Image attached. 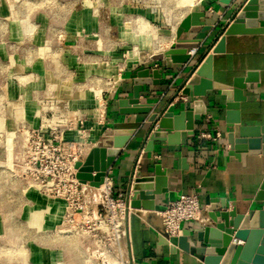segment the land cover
I'll return each mask as SVG.
<instances>
[{"label": "crops", "instance_id": "0c3cea01", "mask_svg": "<svg viewBox=\"0 0 264 264\" xmlns=\"http://www.w3.org/2000/svg\"><path fill=\"white\" fill-rule=\"evenodd\" d=\"M241 1L201 0L197 3L192 11L203 13L200 21L212 26V29L184 35L203 40L194 60L186 66L174 64L171 69H166L164 62L150 61V55L166 51L175 41L176 34L172 32L163 46L152 49L146 56L126 65L120 82L106 95L107 106L103 122L86 120V126L92 127L88 140L94 143L104 135H111L115 129H134L133 135L111 168L115 194L122 193L127 200V185L131 174H151L154 165L159 163L167 171L169 190L176 191L179 195L196 193L201 204L207 209V198L211 201H226L230 207L237 206L239 212L264 207V202L254 201L264 178V155L248 156L245 165L240 161L228 159L229 128L224 120L226 96L221 91L208 89L205 96L197 97L205 102L206 112L202 119L196 122L195 134L188 136L185 145L155 141L152 151L146 150L149 128L147 116L122 114L118 103L120 99L132 94V71L140 65H153L161 69L163 76L158 85H144L141 102H152L158 109L167 108L175 113L193 108L191 97L183 95L181 91L177 93V90L191 74L192 65L203 60L220 35L221 29L231 19L234 13L232 6ZM10 2L6 0L5 3L7 5ZM192 11L189 9L179 21ZM0 16L18 22L15 26L10 25L7 32L5 30L0 33L10 36L7 46H1L2 52L5 53L4 65L7 69L1 84L4 85L5 94L9 99H17L22 104L23 120L37 127L42 119L46 118V113L38 102L39 97L44 94L51 95L56 101L63 97L68 98L72 109H80L90 116L93 94L85 89V79L74 76V71L88 75L103 74L106 70L101 63L105 51L108 50L104 40V24L100 22L105 19L103 12L84 8L73 11L71 8L63 15H52L40 10L32 12L26 8L14 12L7 6L5 11H0ZM109 18L116 20L119 16L114 12ZM52 19L65 20L64 42L60 45L49 40L55 30ZM117 34L120 36L119 27ZM249 69H264V36H227L226 52L214 54V79L229 83L233 77L243 75ZM245 93L248 99L242 102L241 106L243 120L246 123H264V83L249 84ZM55 124L62 129L64 127L67 139H77L76 131L72 127H66V121H57ZM155 129H158L157 125ZM207 131L213 134L218 131L220 137L216 141L199 137L201 132ZM156 202L165 205L168 202L166 193L157 195ZM155 216L156 211L133 209L126 219L131 252L137 263L204 264L177 247L173 250L170 244H161V224L153 222ZM208 224L209 219L204 223L185 221L182 223V229L190 230L195 238L197 232Z\"/></svg>", "mask_w": 264, "mask_h": 264}, {"label": "rangeland", "instance_id": "374dc122", "mask_svg": "<svg viewBox=\"0 0 264 264\" xmlns=\"http://www.w3.org/2000/svg\"><path fill=\"white\" fill-rule=\"evenodd\" d=\"M0 0V11L7 6L14 12L26 8L52 15H63L71 8L99 10L105 19V43L108 50L102 58L103 74L88 73L74 76L85 79L84 87L93 94L92 113L72 109L65 97L58 101L51 95L39 97L46 118L41 123L64 121L76 131L90 134L86 120L94 119L97 92L106 96L123 70L152 49L163 46L175 34L179 18L201 0ZM117 13L119 19L109 18ZM53 33L49 40L57 45L64 42L65 20L52 19ZM114 23V25H113ZM17 20L0 16V33L8 31ZM55 24V26H54ZM120 28V36L117 28ZM5 33V32H4ZM10 37V36H9ZM7 35L0 34V264H125L118 256L112 239V205L101 191L69 187L64 175L73 161L34 163L24 142L27 128L22 104L9 99L1 84L6 75L5 53ZM13 43V41L11 40ZM10 43V42H9ZM6 51V50H5ZM7 54L8 51H6ZM62 54V53H60ZM61 60V56L59 58ZM105 73V74H104ZM100 97V96H99ZM99 99L98 103L101 104ZM67 106V108H65ZM53 112L57 114L54 115ZM48 114V115H47ZM53 114V116H52ZM67 115V116H64ZM66 118V119H65ZM82 122V123H81ZM61 123V122H60ZM62 125V124H61ZM77 139H73L74 141ZM77 147L72 148L75 155ZM102 187V186H101ZM100 189V188H99ZM104 189V188H103ZM102 190V189H101Z\"/></svg>", "mask_w": 264, "mask_h": 264}, {"label": "water", "instance_id": "95a60500", "mask_svg": "<svg viewBox=\"0 0 264 264\" xmlns=\"http://www.w3.org/2000/svg\"><path fill=\"white\" fill-rule=\"evenodd\" d=\"M228 2V0H227ZM231 19L220 31L210 51L203 60L192 65V72L177 90L193 100V108L178 113L159 108L152 102H141L144 85H158L163 73L159 67L140 65L130 77L133 80L132 94L119 100L122 114H145L149 128L146 150L154 149L155 141L185 145L189 135L195 134V124L206 112L205 102L197 97L205 96L208 89L219 90L225 96L224 120L229 128L227 135L228 159L246 164L248 156L264 155V123H246L242 118V102L249 84L264 83V69H249L231 82L214 79V54L226 52V38L232 35L264 36V0H242L232 6ZM203 13L190 12L176 28L175 41L164 52L154 53L152 63L164 62L166 69L174 64L189 65L200 50L202 38L184 36L189 33L210 31L212 26L200 21ZM157 125L158 129H155ZM134 129H115L111 135L102 136L84 159L75 163L76 178L91 187H100L107 171L111 169L121 150L130 140ZM166 193L168 201L180 198L178 192L168 189L167 171L162 165H154L151 174H131L127 185V202L132 209L164 211L166 205L156 202V196ZM254 201L264 202V178L254 196ZM210 224L197 232L196 237L184 229L179 236H159L161 244L196 257L204 264H264V207L239 212L237 206L230 207L226 201H211L207 198Z\"/></svg>", "mask_w": 264, "mask_h": 264}, {"label": "built area", "instance_id": "2783aa9c", "mask_svg": "<svg viewBox=\"0 0 264 264\" xmlns=\"http://www.w3.org/2000/svg\"><path fill=\"white\" fill-rule=\"evenodd\" d=\"M120 80V76L119 79L116 78L112 88H114ZM99 99L102 100L100 105L98 103ZM95 100L97 108L95 115L98 121L102 123L106 113V96L99 91L95 96ZM65 108H67V106H65ZM25 124L26 125H23V127L26 126L27 135L23 146L28 149L27 153L31 154V161L40 164L52 162L66 164L72 160L74 165L71 167L70 172L64 175V179L69 184V187H74L75 190L80 188L82 191H101V194L105 197L107 203L112 205V239L117 244L119 258L124 261L125 264H140L133 259L129 229L126 226V219L133 209L129 206L122 193H114L111 169L107 171L103 183H106V187L102 190L99 188H101L103 184L100 187L95 188L91 187L89 184L81 183L76 178L75 163L84 159L95 145L94 142L88 140V133H83V130H80V137L74 141L67 139L65 137L64 127L62 129L61 126L55 124L54 121H47L46 123L42 122L37 127L31 126L28 123ZM67 126L68 125L66 124V127ZM199 137L216 141L220 137V133L218 131H216L215 134L210 131L201 132ZM73 147L79 149L78 153L75 155L72 152ZM165 205L166 208L164 211H156V216L153 219V222L161 224L159 234L166 238L181 235L183 231L182 223L185 221L204 223L209 219L207 214L208 209L201 204L200 197L196 193L180 195L178 200L173 202L168 201Z\"/></svg>", "mask_w": 264, "mask_h": 264}, {"label": "bare ground", "instance_id": "6f19581e", "mask_svg": "<svg viewBox=\"0 0 264 264\" xmlns=\"http://www.w3.org/2000/svg\"><path fill=\"white\" fill-rule=\"evenodd\" d=\"M106 187V183L102 185V187L100 189H103Z\"/></svg>", "mask_w": 264, "mask_h": 264}]
</instances>
